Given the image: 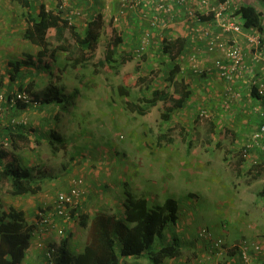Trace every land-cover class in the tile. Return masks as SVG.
<instances>
[{
	"label": "rangeland",
	"instance_id": "rangeland-1",
	"mask_svg": "<svg viewBox=\"0 0 264 264\" xmlns=\"http://www.w3.org/2000/svg\"><path fill=\"white\" fill-rule=\"evenodd\" d=\"M32 1L36 9L45 4L50 10H58L56 0ZM119 1L111 0L108 4L107 0L103 11L105 0H78L77 3L70 0L72 9L81 8L84 12L83 17H73L79 32L84 33L93 18L103 17L101 39L93 59L73 69L69 58L76 54L77 47L67 31L63 44L66 50L60 51L57 61L50 63L60 76L59 83L65 93L73 95L72 104L66 109L48 105L29 111L28 138L17 143L18 149L11 146L5 151L9 157L2 162V167L18 162L42 189L36 195L14 197L10 193L11 183L0 181V209L13 206L24 209L28 217H37L39 210L52 209L58 193L67 191L73 180L80 179L85 197L78 209L82 208L81 214L89 216L98 209L123 215L120 207L124 206L126 192L147 198L151 207L163 205L168 198L176 199L180 206L179 220L167 229L165 242L172 243L179 238L181 254L172 262L163 260L166 264H199L211 255L210 243L199 236L202 230H208L213 240L223 241L225 250L213 252L215 264H222L243 240L250 246L264 247L261 195L264 164L253 167L242 157L244 140L257 127L255 108H249L254 120L244 135L238 131L242 126L239 118L220 117V109L212 108L206 97H193L199 105L174 112L169 121L162 118L167 107L163 102H158L146 115L132 111L128 102H138L141 95L151 97L153 89L172 91V88L165 81L168 61L161 55L159 40L154 39L147 59L134 55L133 24L128 16L114 22L119 15ZM116 2L113 10L116 4L111 6ZM24 11L17 0H0V91L11 92L31 85L33 95H41L47 91L50 77L44 65H27L25 55L37 56L39 47L23 37L27 27L26 18L21 14ZM64 12L70 16L68 10ZM181 28L177 29L184 31ZM119 31L124 42L116 51L118 64L104 65L108 44ZM49 40L50 47L60 44L53 37ZM125 54L128 61L123 63L121 56ZM19 61L23 67L15 75L11 64ZM194 83L201 90L197 79ZM201 112H208L210 118L202 117ZM55 114L58 119L54 118ZM52 133L62 137L63 142L53 138ZM171 144L187 148L188 154L161 151L164 145ZM110 204L114 208L108 209ZM68 230L74 233L70 251L76 256L84 250L89 233L78 217L68 224ZM50 237L57 245L62 239L57 234ZM116 250L119 254V243ZM258 256L263 257L264 250L249 264H256ZM122 264L151 263L147 258L126 257Z\"/></svg>",
	"mask_w": 264,
	"mask_h": 264
},
{
	"label": "trees",
	"instance_id": "trees-1",
	"mask_svg": "<svg viewBox=\"0 0 264 264\" xmlns=\"http://www.w3.org/2000/svg\"><path fill=\"white\" fill-rule=\"evenodd\" d=\"M17 1L26 10L24 16L27 27L23 37L39 47L37 56L25 55L28 58L27 65L36 63L44 65L48 69L50 77L47 91L41 95H33L31 85L27 88H20V90L25 89L33 95L39 108L56 105L66 109L72 104L73 95L66 94L65 88L60 86V76L56 74L54 66L50 62H56L59 52L66 50L63 49V44L67 40L66 33L69 31L75 42H73L74 46L77 47L76 54L69 58L71 67L77 69L80 65L88 64L93 59L94 51L97 49L103 33V17L99 15L93 18L88 22L85 32L81 33L75 24H70L64 11L50 10L45 4H41L39 9L35 10L32 0ZM237 14L244 19L245 30H264L263 13L256 6L243 4L237 10ZM51 37L60 44L50 47L49 39ZM123 42L122 33L116 32L115 40L108 44L104 65L118 64V52L116 51ZM134 46V55L139 57L136 52L137 43ZM190 48L191 43L188 42L185 31H180V35L175 39L163 41L160 51L168 61L166 63L168 76L165 81L170 85L172 91L153 89L151 97L141 95L138 102H128L132 111L139 115H146L151 108L158 105V102H163L167 107L166 112L162 113V118L164 121H169L171 114L186 106L193 98L194 90L186 81L185 76L190 72L199 75L194 72L188 62ZM148 55L149 50L140 57L147 59ZM121 58L125 63L128 61V54ZM98 64L102 65L103 63L99 62ZM11 65L14 67L16 75L20 73L23 62H13ZM144 80L147 81L145 78ZM144 80L141 79V81ZM20 107L24 108L22 105ZM56 115L54 118L58 119ZM33 131L37 132L35 129ZM10 132L14 149H18V142L28 138L27 127L9 128L8 133L10 134ZM52 137L63 142V138L54 133H52ZM5 151H0V181L11 183L10 193L14 197L38 194L42 187L34 182L31 173L26 168H22L15 160V163L11 162L2 167L3 160L9 157ZM261 195L264 198V191L261 192ZM124 209V216L121 218L102 212L93 216L81 214L82 208L77 209L79 214L73 210L74 220H77L78 217L82 227L88 230V241L84 250L73 256L70 252V244L74 233L67 230L58 245L55 264H122V259L126 257L147 258L151 264H162L163 260L177 258L181 254L179 238L176 237L173 243L166 244L165 242L167 229L169 226L176 225L179 220L180 206L176 199L168 198L163 205L151 207L147 198L135 197L130 192H126ZM34 230V225L29 223L26 213L22 209L13 206L8 209H0V264H21L31 245ZM117 243L120 244L119 254L116 250ZM235 251L231 252V256L237 253Z\"/></svg>",
	"mask_w": 264,
	"mask_h": 264
},
{
	"label": "built area",
	"instance_id": "built-area-1",
	"mask_svg": "<svg viewBox=\"0 0 264 264\" xmlns=\"http://www.w3.org/2000/svg\"><path fill=\"white\" fill-rule=\"evenodd\" d=\"M58 11L68 10L70 24L73 17H83L81 8H71L70 0H56ZM234 0H120L118 22L121 17L129 16L133 24L134 40L138 56H143L159 40L175 39L176 28L185 27L186 38L191 43L188 62L199 75L215 72L223 83V96L229 103L242 101L246 95L255 97L261 105L255 108L259 125L244 140L242 157L249 165L259 167L264 164V30H245V21L237 14L240 7ZM179 31V30H178ZM244 36L245 45L236 37ZM220 52L212 68H201L200 53ZM24 106L21 108L20 106ZM38 102L27 90L0 91V149L9 150L12 146L9 128L27 127L28 113L38 107ZM19 114V115H18ZM202 117L210 118L207 112ZM80 179L73 180L67 191L57 194L51 210H39L36 217V229L39 236L57 234L64 237L68 224L74 222L73 210L77 212L85 191ZM199 236L205 238L211 247V255L199 261V264H215L213 252H223L222 240H213L208 230H202ZM243 240L234 247L243 264H249L260 255L264 247ZM254 247V249L252 248ZM233 250V251H234ZM58 245L49 242L45 250L46 264H55ZM259 257V256H258Z\"/></svg>",
	"mask_w": 264,
	"mask_h": 264
},
{
	"label": "crops",
	"instance_id": "crops-1",
	"mask_svg": "<svg viewBox=\"0 0 264 264\" xmlns=\"http://www.w3.org/2000/svg\"><path fill=\"white\" fill-rule=\"evenodd\" d=\"M75 1H76V3L78 2V0H75ZM106 1L107 0H105V2L102 3L103 8L102 7L101 8L103 11H104V9H106V7H105L106 3H107ZM109 1H111V0H108V4L110 3ZM83 2H86V0H83ZM233 2H235V5L237 7H240L243 4H252V5L256 6L258 8V10H260L264 14V10L262 8H259V7L264 8V0H234ZM53 4H54V2H53ZM115 4H116V6H115ZM113 6H115L113 10H115L117 7V2L113 3V5L111 7H113ZM35 9H36V7H35ZM25 12L26 11L22 12L21 14L25 15ZM127 18H129V16ZM182 29L186 32L187 28L183 27V28H181V30ZM178 30L179 29L176 28L173 33H176L179 36L180 30H179V32H178ZM236 38L242 45L246 44L244 36L240 35ZM206 54H207V57H206ZM201 55H203V56H200V65L201 66L203 65V67L206 66V68H212L214 60L216 59V57L220 56L221 54H220V52H216L213 54L203 52ZM185 77H186V81L188 83H190V85L192 86V88L194 90V96H193L194 98H195V96L200 97V98L206 97L207 103H211L212 108H219L220 109V117H223L224 115H226V117L232 116V118L235 116V120L239 118V120L242 122V126L238 129V131H240V134H243L244 131L252 128V121L254 120V118H251L252 116H250V114H252V112H251L252 110L250 111L249 108H256L257 106L261 105L259 100H257L255 97H251L250 95H246V97L242 101H238L236 103L235 102L229 103L228 100L222 94L223 88H224L223 83L218 79L215 72H207V75L202 77V78L201 77L197 78L195 74L190 72V73H187ZM196 79L202 85V86H200L201 90H197V88H196L197 84L194 83ZM204 100H205V98H204ZM202 104H205V103H202ZM193 105H199V104L196 103V101L194 99H191L186 104V106L184 108H194ZM57 114H58V112H57ZM228 114H229V116H228ZM258 123H259V121H257V126H258ZM161 136L162 135H159V137H161ZM185 141H186L185 143H187V140H185ZM169 142L174 143L175 141L172 139H169ZM174 145L175 144H171V146L164 145L165 147H163L161 149V151L164 152L165 154L166 153L175 154V153H182L183 151L185 152L187 150V148H185V150H184L183 148L178 147V146L176 147ZM182 147H183V145H182ZM185 153H187V152H185ZM207 161H208V163L210 162V160H207ZM20 197H23V196H20ZM88 203H89V201H88ZM97 207L99 208L101 206L97 204ZM110 207L114 208V206L113 205L111 206V204L108 205V209ZM120 208L123 209L122 210L123 215H121V216L116 215L115 213H108L107 211L103 212L100 209L97 210V213L100 210L102 213L121 218L124 216L125 209H124V206L120 207ZM22 210L24 211V209H22ZM113 211H115V210H113ZM35 218H36V215L34 217H32V216L28 217V215H27V219H28L29 223H32L36 229ZM50 234L54 235V233H50ZM49 242L54 243L53 240L51 239L50 235L39 236L38 234H34L32 237V240H31V245L27 249L26 254H25V258L21 264H46L45 250H46V247H47ZM228 243H230V241H228ZM80 253H78V254H80ZM229 254H231V252H229ZM237 257L239 258V261H237ZM169 262H172V259ZM166 263H167L166 261L162 262V264H166ZM254 263L264 264V256L263 257L260 256V257H258V259H255ZM222 264H243V262H242L240 256L235 254L233 256H229L228 258H226Z\"/></svg>",
	"mask_w": 264,
	"mask_h": 264
}]
</instances>
